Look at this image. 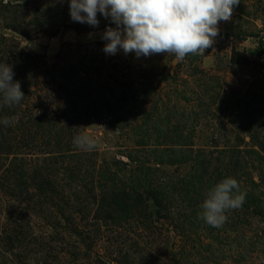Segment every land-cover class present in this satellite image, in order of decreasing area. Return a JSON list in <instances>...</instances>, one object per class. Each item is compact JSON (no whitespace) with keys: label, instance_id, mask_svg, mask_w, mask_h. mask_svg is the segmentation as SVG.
Segmentation results:
<instances>
[{"label":"rangeland","instance_id":"1","mask_svg":"<svg viewBox=\"0 0 264 264\" xmlns=\"http://www.w3.org/2000/svg\"><path fill=\"white\" fill-rule=\"evenodd\" d=\"M69 2L0 0L25 95L0 107V264H264V0L182 62L106 54L116 25ZM227 177L245 201L212 227L200 205Z\"/></svg>","mask_w":264,"mask_h":264},{"label":"clouds","instance_id":"2","mask_svg":"<svg viewBox=\"0 0 264 264\" xmlns=\"http://www.w3.org/2000/svg\"><path fill=\"white\" fill-rule=\"evenodd\" d=\"M240 0H70L71 18L80 23L98 26L99 13L116 25L102 34L107 41L103 51L115 55L118 50L136 57L157 54L174 55L182 62L188 55H203L219 35V23L231 20ZM12 66L0 64V107L18 105L24 98L18 81L13 80ZM14 117L0 120L5 126L14 123ZM79 148L90 150L93 145L85 138H75ZM246 193L238 181L227 177L206 194L198 214L209 226L221 227L226 213L240 208Z\"/></svg>","mask_w":264,"mask_h":264}]
</instances>
